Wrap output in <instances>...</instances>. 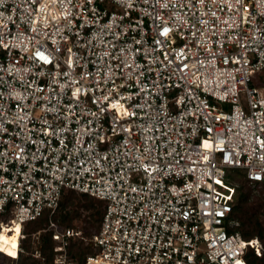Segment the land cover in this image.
I'll use <instances>...</instances> for the list:
<instances>
[{"label":"built area","instance_id":"2783aa9c","mask_svg":"<svg viewBox=\"0 0 264 264\" xmlns=\"http://www.w3.org/2000/svg\"><path fill=\"white\" fill-rule=\"evenodd\" d=\"M263 71L264 0H0V256L65 189L105 202L82 264L261 255L226 224L231 170L264 181ZM48 228L62 264L82 230Z\"/></svg>","mask_w":264,"mask_h":264},{"label":"trees","instance_id":"16d2710c","mask_svg":"<svg viewBox=\"0 0 264 264\" xmlns=\"http://www.w3.org/2000/svg\"><path fill=\"white\" fill-rule=\"evenodd\" d=\"M243 180L237 189L236 199L233 204L232 219L237 220L238 224L230 226L226 224L229 233H240L245 240L258 238L263 246L261 255H258L251 247L246 252L248 264H264V194H257L251 188L249 183H258L264 186L263 182H252L245 174L242 175ZM252 204L250 210H246L247 206ZM105 210V202L89 194L79 193L72 189H65L62 193L59 206L55 212L50 215L46 211L44 214L30 222H27L23 227L24 237L21 239L22 250L18 254L17 260L19 264H35V259L25 255V252H30L29 235H33L40 245L36 247V251L45 260V264L55 263L54 240L52 232L48 228L50 218L63 227H72L77 230L87 229L90 226H96V231L99 230ZM83 211L86 214H83ZM85 225L77 227L75 220L82 218ZM95 231V232H96ZM83 232V231H82ZM90 240H78L69 248V259L76 261L73 264H82L88 255L93 254L96 248ZM30 255V254H29ZM38 264H42L38 262Z\"/></svg>","mask_w":264,"mask_h":264},{"label":"rangeland","instance_id":"374dc122","mask_svg":"<svg viewBox=\"0 0 264 264\" xmlns=\"http://www.w3.org/2000/svg\"><path fill=\"white\" fill-rule=\"evenodd\" d=\"M261 75H264V71L261 73ZM255 81H258V76L257 77H254ZM232 172V175H234V179L235 181H237L238 184L241 183V181L243 180L244 177H242L243 174H245V170L244 169H232L231 170ZM249 185L251 186V188L254 190L255 193L257 194H264V186L262 184H258V183H249ZM252 204H249L246 208V210H250ZM83 214H86L85 211H83ZM84 215H82V218H79V219H76L75 220V225L77 227H79L80 225H85V222L83 221L84 219ZM19 226V225H18ZM82 233H83V236L85 237L86 240H90V237L92 234L95 233L96 231V226H90L89 225V228L87 229H82ZM28 239H30V252L33 251V253H28V252H25L24 251V254L25 255H28L31 257V259H35V264H38V262L40 263H45V260L39 256V252H37L35 249L36 247L39 248V244H38V241L34 238L33 235H28L27 236ZM18 247V245H17ZM7 253V252H5ZM30 254V255H29ZM7 255H9L10 257L8 256H0V264H19L20 261L17 260V259H13L12 257H17L18 255V251L16 250V255L15 256H11L9 253H7ZM76 263V261H72L70 260L69 258L66 260V261H63L62 264H73V263Z\"/></svg>","mask_w":264,"mask_h":264},{"label":"bare ground","instance_id":"6f19581e","mask_svg":"<svg viewBox=\"0 0 264 264\" xmlns=\"http://www.w3.org/2000/svg\"><path fill=\"white\" fill-rule=\"evenodd\" d=\"M12 230L14 231V234L10 235V234H4L3 238L5 240V244H4V250L5 252L9 253L11 256H15L16 255V250H17V245L19 243V235H20V226H16L15 228H12Z\"/></svg>","mask_w":264,"mask_h":264}]
</instances>
